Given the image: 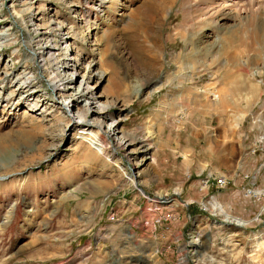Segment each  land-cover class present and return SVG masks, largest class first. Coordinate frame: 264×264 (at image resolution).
Returning <instances> with one entry per match:
<instances>
[{
    "label": "rangeland",
    "instance_id": "rangeland-1",
    "mask_svg": "<svg viewBox=\"0 0 264 264\" xmlns=\"http://www.w3.org/2000/svg\"><path fill=\"white\" fill-rule=\"evenodd\" d=\"M0 38V264H264V0H0Z\"/></svg>",
    "mask_w": 264,
    "mask_h": 264
},
{
    "label": "bare ground",
    "instance_id": "bare-ground-1",
    "mask_svg": "<svg viewBox=\"0 0 264 264\" xmlns=\"http://www.w3.org/2000/svg\"><path fill=\"white\" fill-rule=\"evenodd\" d=\"M22 13H20V15H21ZM255 28V27H254ZM257 31H254V32H252V34L249 36V38H251V40H253L254 39V41L256 40V37H257V33H256ZM51 34V32H48L47 33V36L48 35H50ZM42 37H44V36H46V34H42L41 35ZM49 38V37H48ZM1 39V38H0ZM233 41H238L239 42V44H238V46H233V51H234V55L237 57V55H238V53L239 52H241L242 50H238L239 48H241V46H245L246 45V47H247V45H248V42H247V40L245 41V39H240L239 38V40H237V39H235L234 37H233V34L230 36V38H229V43H227V45L224 47V49H223V51H224V55L225 54H227V56L229 55V56H231L232 54H231V50H229V48H230V46L231 45H229V44H231ZM38 42V41H37ZM248 47H249V45H248ZM52 48V46L50 45V46H47V48H46V50L51 54V55H53L54 53L52 52L53 50L51 49ZM209 49V48H208ZM45 50V51H46ZM222 51V52H223ZM222 52H220L219 54L221 55L222 54ZM196 53V52H195ZM197 54V53H196ZM35 55H37V54H35ZM38 55H42L43 56V54H42V52H40ZM183 58H191V60L192 59H195V62L196 61H198V60H196V58L194 57V55L192 54V53H190V54H187L185 57H183ZM55 60V59H54ZM51 63V62H50ZM44 64V63H43ZM44 67V66H43ZM100 75V74H99ZM0 80L1 81H14V80H18L19 82H21V84H22V82L24 83V84H27V86H25V88H27V87H29L31 84H32V82L30 81V78L28 77V75H25L24 73H22V74H16L14 71H9V72H5V74L2 76V77H0ZM24 86H22V87H19V86H17L16 87V89L12 92V94L10 95V96H8V99H7V102H10V101H14L15 100V98H19V96L24 92ZM252 90H251V92L250 93H248L247 94V98L248 99H251V98H253V97H255V95L258 93H255V91H257V89H258V85H252ZM224 94H225V92H224ZM224 94H223V96H224ZM32 96H35V94H31V95H28L27 97H26V100L28 101V99H30V97H32ZM3 97L2 96H0V100L2 99ZM80 99H85V100H89V99H91V100H93V99H95V98H93V96L90 94V91L89 90H82L81 92H80V97H79ZM218 98V100H217V103L218 104H220V105H222V104H225V99L224 100H222L221 99V95H216V99ZM3 99H5V98H3ZM97 99V98H96ZM25 102V101H24ZM95 102L97 103V102H99V103H97L96 104V106H98V108H99V113H105V111H107V108H104V105H103V102L102 101H96L95 100ZM221 102H222V104H221ZM66 104H64L63 105V107L65 106ZM25 114H26V112H24ZM96 122H98V123H102V122H100V121H98V120H96ZM113 122H115V121H113ZM111 123L110 124V128L108 129V131L106 130V135L108 136V137H111L113 140H115L116 141V146H110L109 147V149L112 151L111 153H113V154H116L117 153V150H118V148H126V147H129L128 145H130V143H132V141L129 139V138H127L126 137V135L124 134V133H121V131H119V128L117 127V125L115 124V123ZM239 123H240V121H237V123H236V125H239ZM121 135V137H119L118 138V140H116V138L119 136V135ZM125 137H126V139H125ZM93 143H95V141H93ZM114 145V144H113ZM128 150H129V148H127ZM146 152V151H145ZM129 153H131L132 155H135L136 154V152L133 150V151H129ZM225 180H227L226 179V177H225ZM224 179H223V183H225L226 181H225ZM213 204H214V206H216L217 208H218V211H220L221 213H223L227 218L228 217H230L231 215L222 207V205H220L217 201H214L213 202ZM235 223H237V224H235ZM246 223V222H245ZM245 223H244V221H242V220H235L234 222H233V224L234 225H236V226H238V227H243L244 225H245Z\"/></svg>",
    "mask_w": 264,
    "mask_h": 264
},
{
    "label": "crops",
    "instance_id": "crops-1",
    "mask_svg": "<svg viewBox=\"0 0 264 264\" xmlns=\"http://www.w3.org/2000/svg\"><path fill=\"white\" fill-rule=\"evenodd\" d=\"M184 150H187V148L186 149H184ZM191 151H194L195 149L193 148V149H190ZM182 156V155H181ZM183 157V156H182ZM188 162V161H187ZM189 180V179H188ZM157 210H160V209H157ZM117 211V210H116ZM161 212V214L163 215L164 214V212H166V211H160ZM168 212V211H167ZM117 213H118V211H117ZM176 217V216H175ZM183 217H185V214L183 215ZM185 225V223L183 224V226ZM166 229H169V226H167V228ZM171 230V229H170ZM174 232L175 231H169V235H171L172 237L171 238H169V245H168V248L169 249H171V250H174V249H176L175 250V252L177 251V249L180 247V246H182V245H184V244H187V243H184V241H182V237H183V234L182 233H178V235H176V234H174ZM172 244H174V245H172ZM172 246H174L173 248H171ZM167 252V251H166ZM166 254V253H165Z\"/></svg>",
    "mask_w": 264,
    "mask_h": 264
},
{
    "label": "built area",
    "instance_id": "built-area-1",
    "mask_svg": "<svg viewBox=\"0 0 264 264\" xmlns=\"http://www.w3.org/2000/svg\"><path fill=\"white\" fill-rule=\"evenodd\" d=\"M172 217H175V216L173 214L171 215L169 213L168 214L165 213V214L162 215V217H161V219L159 221L163 223L164 221H167V219L172 218ZM171 220H173V219H171ZM146 224H149V222L146 221Z\"/></svg>",
    "mask_w": 264,
    "mask_h": 264
}]
</instances>
